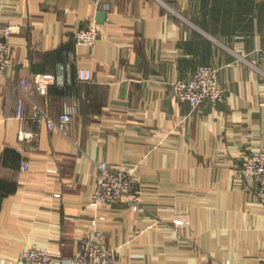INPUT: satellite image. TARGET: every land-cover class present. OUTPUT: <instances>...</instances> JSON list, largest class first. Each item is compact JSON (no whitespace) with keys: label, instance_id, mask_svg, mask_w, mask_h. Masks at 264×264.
<instances>
[{"label":"crops","instance_id":"0c3cea01","mask_svg":"<svg viewBox=\"0 0 264 264\" xmlns=\"http://www.w3.org/2000/svg\"><path fill=\"white\" fill-rule=\"evenodd\" d=\"M9 22L21 27L0 74V264H23L33 245L72 258L92 230L102 163L132 170L142 196L137 211L100 210L116 264H264V194L242 172L264 150V2L0 0ZM93 22L96 46L77 43ZM201 66L220 69L217 106L171 95ZM80 68L94 80L79 82ZM66 104L73 120L51 129ZM181 214L190 225L176 228Z\"/></svg>","mask_w":264,"mask_h":264},{"label":"built area","instance_id":"2783aa9c","mask_svg":"<svg viewBox=\"0 0 264 264\" xmlns=\"http://www.w3.org/2000/svg\"><path fill=\"white\" fill-rule=\"evenodd\" d=\"M264 2V0H256ZM20 24L9 22L0 26V74L14 66L11 56L10 38L20 29ZM77 43L93 48L100 38V30L96 22L89 24L74 32ZM264 54V48H263ZM66 67H61L55 77V84L65 85L69 75ZM79 82L89 83L94 80V73L90 68H80L77 74ZM20 87V86H19ZM25 93L29 92L31 85L28 82L21 84ZM18 92V91H17ZM171 95L183 102H189L194 107L204 104L217 106L224 100L225 88L220 78V69L214 66H201L196 73L187 80L171 82ZM25 104L19 103L18 116L24 118ZM75 108L66 104L65 110L57 123L50 121L49 127L65 130L73 120ZM42 111L39 107L34 112V119L39 122ZM28 163H23L22 168L28 169ZM101 176L98 187L93 194L90 206L95 212L90 225L92 230L80 241L74 256L69 259H58L48 249L33 245L22 254L23 264H116L118 251L106 242L101 224L106 216L100 211L103 206H111L120 202L127 203L133 210L142 207L140 187L132 170L125 167H112L107 163L100 165ZM243 174L253 180L259 191L264 194V150L251 152L245 157L242 168ZM176 228H185L190 225L187 215H178L174 220Z\"/></svg>","mask_w":264,"mask_h":264}]
</instances>
